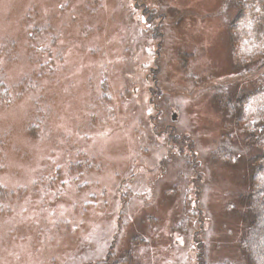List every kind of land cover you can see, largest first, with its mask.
<instances>
[{
  "label": "rangeland",
  "instance_id": "rangeland-1",
  "mask_svg": "<svg viewBox=\"0 0 264 264\" xmlns=\"http://www.w3.org/2000/svg\"><path fill=\"white\" fill-rule=\"evenodd\" d=\"M235 11L0 0V264L245 262L252 150L214 99L244 87Z\"/></svg>",
  "mask_w": 264,
  "mask_h": 264
},
{
  "label": "trees",
  "instance_id": "trees-1",
  "mask_svg": "<svg viewBox=\"0 0 264 264\" xmlns=\"http://www.w3.org/2000/svg\"><path fill=\"white\" fill-rule=\"evenodd\" d=\"M232 5L236 11L228 33L233 63L236 74L246 77L244 87L221 91L214 99L252 150L246 160L247 191L238 197L241 209L236 212L244 224L239 243L246 260L216 264H264V0H232ZM7 100V86L0 81V102ZM127 256L128 252L110 264H136Z\"/></svg>",
  "mask_w": 264,
  "mask_h": 264
},
{
  "label": "water",
  "instance_id": "water-1",
  "mask_svg": "<svg viewBox=\"0 0 264 264\" xmlns=\"http://www.w3.org/2000/svg\"><path fill=\"white\" fill-rule=\"evenodd\" d=\"M173 118H175V114L173 115Z\"/></svg>",
  "mask_w": 264,
  "mask_h": 264
}]
</instances>
